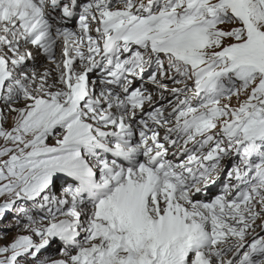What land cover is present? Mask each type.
I'll return each instance as SVG.
<instances>
[{
  "label": "snow or ice",
  "instance_id": "1",
  "mask_svg": "<svg viewBox=\"0 0 264 264\" xmlns=\"http://www.w3.org/2000/svg\"><path fill=\"white\" fill-rule=\"evenodd\" d=\"M0 201V264H264V0H0Z\"/></svg>",
  "mask_w": 264,
  "mask_h": 264
},
{
  "label": "rangeland",
  "instance_id": "2",
  "mask_svg": "<svg viewBox=\"0 0 264 264\" xmlns=\"http://www.w3.org/2000/svg\"><path fill=\"white\" fill-rule=\"evenodd\" d=\"M93 78H95V77H93ZM147 87L149 88L150 91L152 90V86L151 85H147ZM169 87H171V84H169ZM155 99H156V102L159 103V97L157 96ZM47 142L50 145L55 144L53 142V138H51V137L49 138V140ZM189 147H191V146H189ZM235 159L238 160V158H235ZM233 163H234V160H231V159L230 160H225L224 164L226 166V170H227V167L230 166ZM225 181H226V177L222 173L221 176H220V179L217 180L216 183L213 186L214 190L212 192L211 191L208 192L209 193L208 196L211 197V196H214L216 194H220L222 185H223V183ZM0 202H2V201H0ZM9 220H11V215L8 217V219H6L4 221V223L7 224ZM15 235H16V230L15 229H11V230H9V234H8L7 239L9 241H11L14 238ZM57 248H58V244H56V243L52 244V246L47 250V252H43L41 254L40 259H46L48 256H57ZM57 258H59V257L57 256Z\"/></svg>",
  "mask_w": 264,
  "mask_h": 264
},
{
  "label": "bare ground",
  "instance_id": "3",
  "mask_svg": "<svg viewBox=\"0 0 264 264\" xmlns=\"http://www.w3.org/2000/svg\"><path fill=\"white\" fill-rule=\"evenodd\" d=\"M56 59H61L60 51H59L58 48L56 49ZM46 62L47 61H46L45 57L42 56L40 58L36 57L35 61H29L28 64H29L30 68L34 67L36 69L37 73L39 74V73H42L43 71H45V69L47 68V63ZM57 62L59 63V61H57ZM51 67H53V66L51 65L49 68H51ZM91 75H94V74H91ZM53 142L55 143L54 139H53ZM54 145L55 144H53L52 146H54ZM213 186L214 185H212L210 187L209 191L212 192L214 190ZM57 195H59V193Z\"/></svg>",
  "mask_w": 264,
  "mask_h": 264
}]
</instances>
